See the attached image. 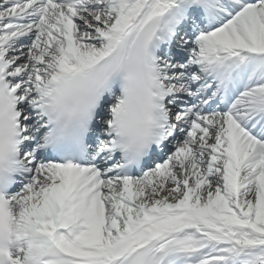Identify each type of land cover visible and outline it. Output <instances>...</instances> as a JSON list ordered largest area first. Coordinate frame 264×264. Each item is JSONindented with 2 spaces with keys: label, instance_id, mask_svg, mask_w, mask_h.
Masks as SVG:
<instances>
[{
  "label": "snow or ice",
  "instance_id": "1",
  "mask_svg": "<svg viewBox=\"0 0 264 264\" xmlns=\"http://www.w3.org/2000/svg\"><path fill=\"white\" fill-rule=\"evenodd\" d=\"M0 264H264V0H0Z\"/></svg>",
  "mask_w": 264,
  "mask_h": 264
}]
</instances>
